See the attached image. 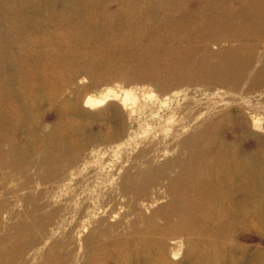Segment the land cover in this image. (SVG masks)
<instances>
[{"label": "rangeland", "instance_id": "374dc122", "mask_svg": "<svg viewBox=\"0 0 264 264\" xmlns=\"http://www.w3.org/2000/svg\"><path fill=\"white\" fill-rule=\"evenodd\" d=\"M254 12L264 14V0H0V48L8 59L0 73L9 74L10 103L0 108V264H126L119 260L131 257L153 264L162 244L155 236L168 228L150 232V251L126 241L134 228L129 221L138 217L132 207L149 214L165 205L166 181L178 168L166 166L157 184L135 175H155L176 155V123L198 114L184 137L229 110L233 122L217 136L239 152L254 146L241 120L264 134V93L233 96L200 65L225 46L203 34L209 19L242 20ZM125 90L134 94L133 105L123 104ZM105 95L85 105L87 96ZM165 99L171 109L158 121L150 113ZM12 103H18L13 111ZM145 119L153 124L147 132ZM133 187L143 188L136 199ZM247 202L246 225L230 228L208 258L201 244L167 239L168 263L264 264V202ZM215 249L220 254L211 258Z\"/></svg>", "mask_w": 264, "mask_h": 264}, {"label": "bare ground", "instance_id": "6f19581e", "mask_svg": "<svg viewBox=\"0 0 264 264\" xmlns=\"http://www.w3.org/2000/svg\"><path fill=\"white\" fill-rule=\"evenodd\" d=\"M207 22L208 25H205L207 31L203 34H210L219 42L222 39L225 44L208 56L212 60H206L204 64L200 62L205 74L211 79L210 81L227 88V92L232 95L238 93L243 98L248 97V93L253 91L262 95L264 93V50L260 53L258 51L264 46V14L259 15L258 12H254L252 16H243L242 20L233 19L231 16L215 17ZM175 35L180 36L181 33H175ZM212 42L218 44L214 40ZM0 53L2 55L0 68L3 69L2 65L5 66L4 61L8 59L3 47L0 48ZM255 63H258V66ZM255 66L257 69L254 68ZM8 76V73H0V108L10 105L7 99H4L7 93ZM15 80L18 82L23 79L17 75ZM242 80L246 83L245 87L239 88L238 81ZM17 90L19 94L23 93L22 88L19 87ZM107 95L101 98L87 96L85 105L101 103ZM148 100L151 101V105L155 102L150 96ZM134 101V94L125 90L123 104L133 105ZM158 101L157 110L155 112L152 110L150 114L154 116L158 114V121H161L171 106L166 99ZM260 103L264 104V98ZM12 105L11 111L18 107V103H12ZM139 106L137 109L140 112L143 111L144 107ZM131 111L135 109L132 108ZM220 116L223 118L220 119ZM231 117L229 110L219 115L214 113L184 137H179V135L198 118V114L180 119L172 129V139H175L179 147L176 155L158 165L159 172L155 175H148V170L140 171L135 175L137 178L147 179V183L157 184L164 177L166 166L175 163L178 168L177 172L172 177H168L166 181L165 192L169 194V199L165 205L152 210L149 214H143L137 205L132 207L134 214L136 213L138 217L136 221L133 219L129 221L131 225L128 227L134 228L126 232H131L129 239H125L126 241L135 239L138 243L145 244V249L150 251V247H147V240L151 238L150 232L159 233L162 228H168L167 232L166 230L163 232L162 237L155 236V238H161L162 244L153 264H169L168 251L165 247L167 239L180 242L186 238L193 245L201 244L203 248H200V255L204 256V253L214 248L216 241L225 238V233L230 228L246 225L244 205L247 201V203L254 204L264 202V134L259 135L251 131L246 126L249 122L245 118L238 125L243 135L254 136V146H247L242 152L231 150L230 143L220 141L217 136V130L233 122L230 121ZM167 119L172 120L171 117ZM3 121L1 118L0 123H4ZM254 121L258 120L254 119ZM141 128L143 132H147L153 128V124L145 119L144 126ZM74 162L75 160H69L68 164ZM149 165L153 166V163L150 161ZM85 167L84 164L78 169ZM75 171L77 169L70 172L71 177ZM124 189L127 190V187L124 186ZM132 190L131 194L134 199L143 193V188L133 187ZM246 190L257 194L243 193ZM157 213L161 215L160 223L155 220ZM116 224L120 225L121 221L115 222L114 226ZM126 233L120 236L117 234V236L122 238ZM191 236L194 238L190 241ZM207 253L206 258H208ZM243 253L240 256L241 259H244ZM219 254L215 249L211 258ZM222 254L225 257V252ZM128 259L119 261H124L126 264L147 263L146 259L140 260L138 257H131L129 261Z\"/></svg>", "mask_w": 264, "mask_h": 264}]
</instances>
